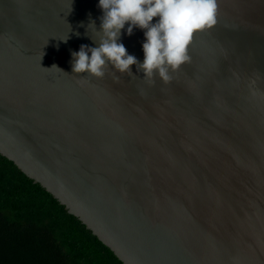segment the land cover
Here are the masks:
<instances>
[{
  "label": "water",
  "instance_id": "water-1",
  "mask_svg": "<svg viewBox=\"0 0 264 264\" xmlns=\"http://www.w3.org/2000/svg\"><path fill=\"white\" fill-rule=\"evenodd\" d=\"M216 2L163 83L72 73L97 0H0V154L123 264H264V0Z\"/></svg>",
  "mask_w": 264,
  "mask_h": 264
},
{
  "label": "clouds",
  "instance_id": "clouds-1",
  "mask_svg": "<svg viewBox=\"0 0 264 264\" xmlns=\"http://www.w3.org/2000/svg\"><path fill=\"white\" fill-rule=\"evenodd\" d=\"M96 6L101 13L99 45H81L71 53L72 73L85 74L76 75L78 79L102 78L108 66L132 76L135 66L149 82L159 78L167 83L170 72L189 61L193 34L211 28L217 13L216 0H97ZM88 27L95 31V21ZM134 29L143 33L142 61L120 42L122 32L132 35ZM62 40L66 42L67 37Z\"/></svg>",
  "mask_w": 264,
  "mask_h": 264
},
{
  "label": "trees",
  "instance_id": "trees-1",
  "mask_svg": "<svg viewBox=\"0 0 264 264\" xmlns=\"http://www.w3.org/2000/svg\"><path fill=\"white\" fill-rule=\"evenodd\" d=\"M0 264H123L40 184L0 154Z\"/></svg>",
  "mask_w": 264,
  "mask_h": 264
}]
</instances>
